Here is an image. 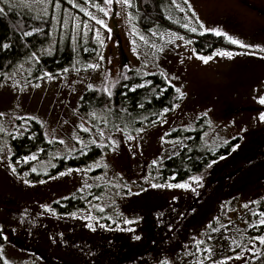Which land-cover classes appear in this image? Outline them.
<instances>
[{
	"label": "rangeland",
	"instance_id": "rangeland-1",
	"mask_svg": "<svg viewBox=\"0 0 264 264\" xmlns=\"http://www.w3.org/2000/svg\"><path fill=\"white\" fill-rule=\"evenodd\" d=\"M6 2L39 15L46 11V0ZM186 5L193 16L183 25L197 23L199 32H220L228 49L199 54L177 32L140 33L125 6L113 1L102 26L108 34L100 38L99 60L90 64L97 66L90 73L31 84L19 65L0 80L1 118L11 125L20 121L11 138L27 134L29 120L35 119L46 138L58 143L54 156L69 153L85 128L77 107L87 86L109 94L127 68L143 76L159 73L181 94L172 111L162 112L136 135L102 129L113 150L95 164L38 182L17 170L30 162L45 171L52 168L53 156L46 160L36 152L11 163L7 140L0 141V257L5 263L264 264V244L248 260L259 240L251 237L264 227L256 210L264 202V104L259 102L264 98V0H187ZM73 23L76 30L77 21ZM159 23L153 28L159 29ZM207 57L211 59L204 63ZM201 116L207 127L203 148L215 150L233 138L238 143L228 157L211 161L181 183L188 188H153L149 166L187 144V139L176 143L169 135L194 128ZM67 197L82 201L84 208L68 216L55 214L53 203Z\"/></svg>",
	"mask_w": 264,
	"mask_h": 264
},
{
	"label": "trees",
	"instance_id": "trees-1",
	"mask_svg": "<svg viewBox=\"0 0 264 264\" xmlns=\"http://www.w3.org/2000/svg\"><path fill=\"white\" fill-rule=\"evenodd\" d=\"M119 3L129 12L130 24L141 26L140 33L177 32L189 38L199 54L207 55L218 47L228 49L222 36L199 32L197 23L188 28L185 22L183 25L182 20L193 16L185 0H128V5ZM109 5L104 0H46V11L39 15L27 7L0 0V8L4 10L0 12V80L19 65L25 67V80L31 84L63 79L75 73H90L92 70L88 65L99 57L100 38L103 32L108 34L96 21H105ZM74 21H77L76 30L73 28ZM158 22L159 29H154L152 24ZM193 29H197L198 33L195 34ZM180 98L181 94L163 75L152 73L143 76L126 68L111 95L100 89L84 88L77 111L87 131H78L77 140L73 141V149L69 153L54 156L58 143L46 138L43 126L35 119H28L30 125L27 134L11 138L13 127L15 129L20 121L16 120L11 125L0 116V128L3 129L0 131V141L7 140L11 163L36 152H40V158L46 160L53 156L52 168L45 171L40 172L30 162L23 163L17 170L19 176L29 174V181L38 182L41 178L58 176L66 170L95 164L113 150L110 141L100 135L102 129L123 136L136 135L143 125L156 123L162 112L172 111ZM205 120L206 117L201 116L197 118L194 128L177 129L169 135L176 143L187 139V144L180 146L175 155L149 166L152 184H181L201 173L210 166L211 161L228 157L238 138L230 139L215 150L203 148L201 140L207 127L202 125ZM101 141L105 142L100 144ZM83 151L87 152L79 155ZM125 193L129 194V190L126 189ZM52 208L55 214L68 216L82 210L84 203L67 197L53 203ZM256 210L264 214V202L258 204ZM106 222L109 224L110 221L106 219ZM253 237H264V227H259ZM2 244L0 234V247ZM261 244L258 240L252 247L248 260L256 258L252 252ZM199 248H202L201 245ZM0 264L7 263L0 257Z\"/></svg>",
	"mask_w": 264,
	"mask_h": 264
},
{
	"label": "snow or ice",
	"instance_id": "snow-or-ice-1",
	"mask_svg": "<svg viewBox=\"0 0 264 264\" xmlns=\"http://www.w3.org/2000/svg\"><path fill=\"white\" fill-rule=\"evenodd\" d=\"M113 2V0H104V3H106V4H111ZM119 2H121V3H125V4H128V0H119ZM185 3H187V0H185ZM129 6H131L130 4H129ZM4 10H3V8H0V12H3ZM106 15H107V13H105ZM97 23H99V24H101L102 26H105L104 24H103V21H101V20H97L96 21ZM106 27V26H105ZM193 31H195V29H193ZM216 35H221V33L220 32H216L215 33ZM143 38V37H142ZM232 43H234V44H239V42L238 41H235V40H232L231 41ZM239 46L240 47H246L245 45H243V44H239ZM217 55H221V56H227L228 58H231L232 57V54L231 53H227V52H220V53H217ZM199 58V57H198ZM203 59V61H204V63H207L208 62V60L209 59H211V57H207V58H202ZM89 68H95V67H97L96 65H89L88 66ZM143 85H138L137 87H142ZM131 90H135V89H131ZM106 91H108L107 89H106ZM176 91L179 93L180 92V89L179 88H177L176 89ZM109 95H111V93H110V91H109ZM261 104H264V98H261L260 99V101H259ZM0 116H3V113H0ZM261 119L262 120H264V116H262L261 117ZM81 130L82 131H87V129H84V128H81ZM0 131H3V129L2 128H0ZM100 135L101 136H103L104 135V133L103 132H101L100 133ZM129 139H132V137H128ZM60 143H63V141H59ZM93 143H95V141H93ZM115 142H113V144H114ZM30 159H36V157L35 156H33V157H31ZM33 171H35V169H33ZM13 172H15V169L13 168ZM63 175V174H62ZM193 182L194 183H198L199 181H198V178H193ZM153 188H157V187H162V185H157V184H152L151 185ZM168 187H176V188H188L189 187V185L188 184H175V185H167ZM136 195H139V193H135ZM101 211H103V209H101ZM253 215H257V213H253ZM138 221H136V220H125L124 221V223L125 224H133V223H137ZM260 223L262 224V225H264V214H262L261 215V220H260ZM89 227H91V225H89ZM94 230V229H93ZM128 231H135L134 229H127ZM134 239H136V240H139L140 239V237L139 236H136V237H134ZM259 241H260V243H262V244H264V237H260L259 238ZM204 251H206V252H210L211 250L210 249H205ZM237 258H239V257H237Z\"/></svg>",
	"mask_w": 264,
	"mask_h": 264
}]
</instances>
